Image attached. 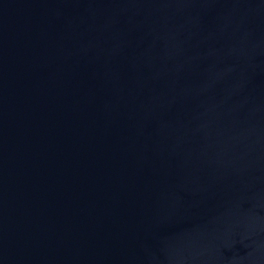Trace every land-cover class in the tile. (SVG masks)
<instances>
[{
    "label": "water",
    "instance_id": "water-1",
    "mask_svg": "<svg viewBox=\"0 0 264 264\" xmlns=\"http://www.w3.org/2000/svg\"><path fill=\"white\" fill-rule=\"evenodd\" d=\"M0 264H264V0H0Z\"/></svg>",
    "mask_w": 264,
    "mask_h": 264
}]
</instances>
